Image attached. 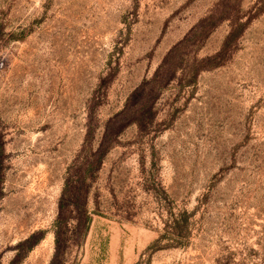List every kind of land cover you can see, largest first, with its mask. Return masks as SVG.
I'll return each mask as SVG.
<instances>
[{"label": "rangeland", "instance_id": "obj_1", "mask_svg": "<svg viewBox=\"0 0 264 264\" xmlns=\"http://www.w3.org/2000/svg\"><path fill=\"white\" fill-rule=\"evenodd\" d=\"M85 173L92 219L61 235L66 264H264V0H0V264L40 231L15 264H50ZM183 211L182 244L151 252Z\"/></svg>", "mask_w": 264, "mask_h": 264}, {"label": "trees", "instance_id": "obj_2", "mask_svg": "<svg viewBox=\"0 0 264 264\" xmlns=\"http://www.w3.org/2000/svg\"><path fill=\"white\" fill-rule=\"evenodd\" d=\"M208 18L203 19L198 26H196L195 30L199 27L203 26V24L207 21ZM244 24H232V29L230 30L228 36L226 37L222 49L212 56H207L205 58H202L197 67V71L195 75L210 66H215L220 64L217 60L225 55L227 53L236 39L239 37L243 30ZM185 40L178 43L172 50L168 53L166 58L164 59V62L157 70L156 74L152 79H150V89L154 90L157 86L158 88H161L162 82L164 80L167 83L172 79L170 77L169 79H164L163 70L165 66L169 63V59L174 55L175 50L180 47ZM171 65V63H170ZM170 69L173 70V67ZM171 70V71H172ZM145 108L147 107H136L134 109V113H142ZM154 107H150V111L154 113ZM123 113V112H122ZM122 113L116 114L114 117H112L105 129V133L103 136L102 141L100 142L99 147L96 149L94 155L97 158L98 162L101 163L103 161V158L108 153V151L112 148V146L115 143V137L118 135V133L122 130V126H124V123H122V119H120V115ZM124 119V118H123ZM130 122V121H128ZM128 122H125L128 123ZM92 134V129L89 130L88 136ZM87 171V170H86ZM90 190V182H87V176L85 174L76 176L75 179L68 178L66 181V192L62 196V199L60 201V216L58 218V226L60 230L56 232V249L54 252V255L50 261V264H66V242H69V239L67 238L65 241H63L62 234L71 232V235L77 236V238L84 235L91 223L92 216L89 213V210L87 208V201H88V195ZM67 191H69V195H67ZM73 222V223H72ZM189 222V213L187 211H183L179 216H177L170 224H167L164 227V230L162 233H160L159 237H157L148 247L151 252L163 249V248H170L174 246H178L179 244H182V238H184V230L188 227ZM65 230V231H64ZM43 238V233L35 232L31 234L28 238L21 241L17 245L18 253L16 254L15 258L9 263V264H15L16 261L21 257L19 249L25 245H27V250H31L34 245H36L41 239Z\"/></svg>", "mask_w": 264, "mask_h": 264}]
</instances>
